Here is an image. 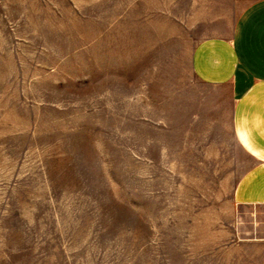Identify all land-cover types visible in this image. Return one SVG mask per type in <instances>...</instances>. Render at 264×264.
<instances>
[{"label":"rangeland","instance_id":"obj_1","mask_svg":"<svg viewBox=\"0 0 264 264\" xmlns=\"http://www.w3.org/2000/svg\"><path fill=\"white\" fill-rule=\"evenodd\" d=\"M253 0H0V264H264L226 90L191 71Z\"/></svg>","mask_w":264,"mask_h":264},{"label":"crops","instance_id":"obj_2","mask_svg":"<svg viewBox=\"0 0 264 264\" xmlns=\"http://www.w3.org/2000/svg\"><path fill=\"white\" fill-rule=\"evenodd\" d=\"M190 67L205 85L226 90L236 144L250 158L234 202L264 208V0L244 7L228 35L199 40Z\"/></svg>","mask_w":264,"mask_h":264}]
</instances>
